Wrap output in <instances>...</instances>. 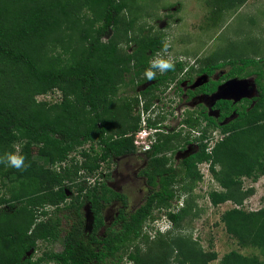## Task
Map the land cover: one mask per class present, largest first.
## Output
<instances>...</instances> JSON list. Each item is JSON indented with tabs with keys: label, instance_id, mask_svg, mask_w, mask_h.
I'll return each instance as SVG.
<instances>
[{
	"label": "trees",
	"instance_id": "trees-1",
	"mask_svg": "<svg viewBox=\"0 0 264 264\" xmlns=\"http://www.w3.org/2000/svg\"><path fill=\"white\" fill-rule=\"evenodd\" d=\"M127 6V0H0V153L19 147L28 164L22 171L0 164V264H209L217 253L190 235L157 230L151 240L143 230L162 208L177 229L188 202L171 209L175 187L201 179L199 162L221 188L208 192L211 204H234L221 215L226 231L263 256L232 250L220 264H264V203L257 210L242 207L253 191L242 188L243 178L264 174V56L209 60L212 69L230 65L231 74H255L256 103L217 125L221 136L212 144L199 127V150L178 167H167L168 157L158 154L170 149L180 132L162 134L147 153L144 174L153 186L148 197L128 217L121 214L116 227L95 233L103 223L100 201L120 195L101 178L91 182L89 177L101 163L109 169L113 158L136 152L133 135L142 127L140 92L120 95V90H135L148 80V62L163 50L159 34H129L134 21L124 17ZM123 40L132 43L129 50L121 46ZM174 70L154 79L164 84L174 79ZM48 93L60 97L36 98ZM141 93L146 109L156 94ZM86 203L94 215L91 233L83 227ZM62 218L70 222L67 229ZM38 241H61L62 247L33 258Z\"/></svg>",
	"mask_w": 264,
	"mask_h": 264
},
{
	"label": "rangeland",
	"instance_id": "rangeland-1",
	"mask_svg": "<svg viewBox=\"0 0 264 264\" xmlns=\"http://www.w3.org/2000/svg\"><path fill=\"white\" fill-rule=\"evenodd\" d=\"M127 4L128 6L123 12L124 17L126 19L133 18L134 21L129 34H159L163 41L169 42L170 46L166 52L160 50L155 56L163 54L173 59H184L188 62L210 59L219 62L230 59L239 61L241 58L257 59L264 56V0H245L244 2L240 0H127ZM131 45L132 43H126L124 40L121 43V46H126L127 50L131 48ZM136 88L135 90L121 89L120 95L137 93ZM59 97L58 93H48L37 95L36 98L52 102ZM140 124L142 123L140 122ZM193 134L197 135L196 132ZM209 134L210 144L221 136L216 130H211ZM88 146L89 144L85 145L86 148ZM96 149L99 151L97 147ZM33 154H36L35 149H33ZM101 165L100 171L98 170L96 173L108 171V167H105L104 163ZM117 170L118 172H127L120 166ZM199 171L202 176L201 179L195 182L184 180L175 187L177 195L171 209L176 211L188 202V214L179 223L177 229L170 221L159 223L160 229L156 227L155 223L166 216L167 211L162 208L154 210L155 219L146 221L143 230L148 233L151 240L156 239L157 230L162 234L171 230V232L181 231L190 235L205 250H214L217 253V258L209 264H220L223 255L232 250L246 256H258L259 259H263L259 248L242 246L236 238L226 231L221 215L234 204L231 201L219 205L211 204L208 192L211 189H221L220 185L207 171L205 165L200 166ZM96 173L89 177L91 182L98 181L100 178L99 181L104 179L101 176L102 173L99 177ZM132 183L134 184L123 186V191L128 197V208L142 196L139 191V188L143 189L141 182L136 180ZM242 188L253 189L252 193L243 201L242 207L245 210H257L263 205L264 174L255 180L244 177ZM2 191L0 189V195ZM178 201H181L182 205ZM46 209L52 214V207L49 206ZM114 210L110 213V217ZM69 223V221H65V218H62L63 229H67ZM61 247V241H38L33 258L40 255L43 250L58 251ZM122 264L133 263L124 260Z\"/></svg>",
	"mask_w": 264,
	"mask_h": 264
},
{
	"label": "flooded vegetation",
	"instance_id": "flooded-vegetation-1",
	"mask_svg": "<svg viewBox=\"0 0 264 264\" xmlns=\"http://www.w3.org/2000/svg\"><path fill=\"white\" fill-rule=\"evenodd\" d=\"M174 60V79L165 81L164 84L155 79H148L144 80L139 85L140 87L137 86L139 89L136 88L140 92L141 111L143 110L140 121L142 126L151 129L150 137L153 138V142L148 150L140 152L136 149L133 154L113 158L110 168L104 173L103 181L112 192H116L120 197L113 196L108 201L103 199L100 201L102 203L100 215L103 223L96 229V234H103L106 226L116 227L120 221V215L128 217L132 211L142 205L152 191L153 186L147 182L144 174L149 160L147 153L152 150L153 144L158 142L159 139H163L162 134L170 135L174 132H180V136L177 137L178 140L171 138L170 149L163 150L158 154V157L161 158L162 156L168 157L167 167L171 164L173 167H178L182 160L199 150L201 144L197 139L201 133L199 127L206 129L209 133L211 123L215 122L216 125H214L213 131L216 130L220 133V127H217V125H226L238 117L240 110L249 109L256 103L259 92L255 82V74H231L229 71L231 69L230 65L212 69L209 60H194L192 62L184 59ZM240 79H246V82L241 85L239 83ZM147 89L154 92L156 96L152 98L149 106L144 109L145 98L141 91ZM221 89L224 94L230 97H221V94H223ZM218 90L219 97H213ZM166 93L168 94L166 95ZM176 119L177 123L180 124L176 123ZM193 122H196L198 126L194 127ZM194 132L197 135H194ZM185 135H188L187 140L184 139ZM197 164L198 169H200L203 163L199 162ZM119 166L127 172H118ZM106 174L108 175L106 176ZM136 180L142 184L143 189L139 188L142 196H140L141 199L135 201L128 208V197L126 192L123 191V186L133 185L132 181ZM82 208L84 210V230L91 233L94 229V215L89 204H84ZM113 209L115 210L110 217L109 215ZM86 214L88 220H86ZM158 224L159 222L155 223L159 229Z\"/></svg>",
	"mask_w": 264,
	"mask_h": 264
},
{
	"label": "clouds",
	"instance_id": "clouds-1",
	"mask_svg": "<svg viewBox=\"0 0 264 264\" xmlns=\"http://www.w3.org/2000/svg\"><path fill=\"white\" fill-rule=\"evenodd\" d=\"M169 46L170 45L167 40L162 41V48L165 52L169 48ZM174 68L175 60L172 57L163 54H157L148 62V68L145 71L144 75L147 79L151 80L156 77L157 73L163 74L165 72L173 70ZM0 164L4 165L5 167L14 168L18 171H22L28 167V164L26 163V156L19 147L0 153ZM178 202L180 205H182L181 201ZM166 221H170L167 215L165 216V218H160L158 222L165 223Z\"/></svg>",
	"mask_w": 264,
	"mask_h": 264
},
{
	"label": "built area",
	"instance_id": "built-area-1",
	"mask_svg": "<svg viewBox=\"0 0 264 264\" xmlns=\"http://www.w3.org/2000/svg\"><path fill=\"white\" fill-rule=\"evenodd\" d=\"M133 142L139 151H145L151 146L153 138L150 137L149 131L145 128H141L135 133Z\"/></svg>",
	"mask_w": 264,
	"mask_h": 264
},
{
	"label": "water",
	"instance_id": "water-1",
	"mask_svg": "<svg viewBox=\"0 0 264 264\" xmlns=\"http://www.w3.org/2000/svg\"><path fill=\"white\" fill-rule=\"evenodd\" d=\"M245 82H246V79H240V80H239V83H240L241 85H243ZM221 92L223 93L224 91L221 89ZM241 95L243 96L244 94H241ZM226 96H227L228 98L230 97V96H228V95H226V94H224V93L221 94V97H226ZM213 97H219V90H218V92H216V93L213 95ZM239 97H240V96H239ZM86 213H87V212H86ZM85 217H86V220H88V215H87V214L85 215ZM30 252H31V250H30ZM30 252H29V253H30Z\"/></svg>",
	"mask_w": 264,
	"mask_h": 264
},
{
	"label": "bare ground",
	"instance_id": "bare-ground-1",
	"mask_svg": "<svg viewBox=\"0 0 264 264\" xmlns=\"http://www.w3.org/2000/svg\"><path fill=\"white\" fill-rule=\"evenodd\" d=\"M142 128H145L149 132L151 131V129H149V128L145 127V126H142ZM150 134H151V132H150Z\"/></svg>",
	"mask_w": 264,
	"mask_h": 264
}]
</instances>
